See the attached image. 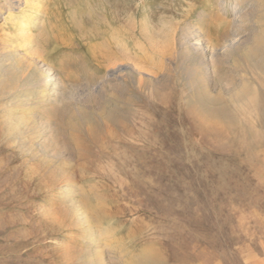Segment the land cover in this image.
Instances as JSON below:
<instances>
[{"label":"rangeland","instance_id":"rangeland-1","mask_svg":"<svg viewBox=\"0 0 264 264\" xmlns=\"http://www.w3.org/2000/svg\"><path fill=\"white\" fill-rule=\"evenodd\" d=\"M0 5V79L55 76L24 107L0 82V264H264V66L237 46L264 31V0ZM186 25L214 54L209 75L193 63L220 113L180 57Z\"/></svg>","mask_w":264,"mask_h":264},{"label":"bare ground","instance_id":"bare-ground-1","mask_svg":"<svg viewBox=\"0 0 264 264\" xmlns=\"http://www.w3.org/2000/svg\"><path fill=\"white\" fill-rule=\"evenodd\" d=\"M7 1L19 3V4L23 5V7H29V11H33V4H40L41 5L45 0H7ZM34 2H36V3H34ZM34 9H35V7H34ZM40 11H43V9ZM213 13H214V11H213ZM209 14H210V11L208 13V11H206V10H201V12L198 16L200 19V23L204 22V20L207 18V16ZM26 15L27 16L25 17V19H29V18H31L32 13H28ZM22 19H24V18H22ZM23 22L24 21L17 22L15 24V28L20 33V41L22 43V46L23 45L26 46L27 44H32L35 41L36 38L34 36V29H36V27H38V25H37V22H34V23L32 22L33 23L32 28L27 30L26 33H22L23 32L22 31ZM198 22H199V20H198ZM188 23L189 22H187V24ZM197 27L198 26H196V28H194L192 25H188V26L186 25L185 30L183 29L184 30L183 31V41L181 44V50H180L181 56L180 57L185 58L187 61H190L189 63H191L190 64L191 69L189 68V70H190V73L192 75V81H193V83L196 84L197 87H199L198 83H199V81H201V78L197 74V71H196L197 68H195L196 64L193 63L194 62L193 59L199 60L202 63V65L204 64L206 66L205 68L207 69V72H208L207 75H209L211 73L209 71V68L211 66L209 67V65H210L211 61L214 60V59H212L214 57L213 56L214 54L213 53L210 54L209 47H208V45H206L204 43L205 40H203V38H202L205 35L202 36L203 32H201L199 30V27L198 28ZM201 29H203V28H201ZM37 43L35 45H37ZM234 44H236V43H234ZM237 46H239V47L244 46L245 55L251 59L256 58L257 62L260 63V66H264V31L254 35L250 41H247V42L245 41L242 43L237 42ZM5 52H6L7 57L10 56L12 58V57L17 56L16 50H13V49L9 50L8 49V51H5ZM11 60H13V59H11ZM18 70H20V71H17V74L14 75L15 77H10L9 76L10 74H9V75H5V77L3 79H0V82H1V80L3 82V83H1V85L3 84L2 89L4 91H8V89H10L11 87H17V86L21 87L23 90L26 91V92L22 93L21 95H19V97L15 100V105L24 107L25 104L32 105L36 101L45 100L49 90H51L50 87L53 85L52 82H54L53 80H55L54 79L55 76L51 72L53 69L51 70V67H48L46 69L41 68L40 70H38L36 75L33 76V78L36 80V83L30 89H28V87H27L28 81H25L24 80L25 78L21 76V70H23V69L18 68ZM18 72H20V73H18ZM13 73H11V74H13ZM197 89H199V92H198V94H199L198 103L200 104L199 106H201L203 108V110H205L208 113H216V112L220 113L222 106L219 105V103L217 105H215V104L212 105V103H215L216 101L219 102V100H217L218 98L217 99L214 98L212 101L209 100V102L211 104L209 102H208L209 103L208 104L205 100V96L208 98L207 92L200 90V87ZM253 93H254V91H253ZM213 115H215V114H213ZM27 119L28 118L26 115L20 114L17 116V119L15 121H12V125H15L17 127V125H19L20 123L27 122L28 121ZM77 204H79V203H77ZM84 214H85V212H84ZM83 239L85 240V238H83ZM93 256H94V254L90 255L89 256L90 259H92L91 257H93ZM98 256H97V258H98ZM89 264H101V260L99 259L96 262L91 261ZM139 264H163V261L161 258H158L156 256H149V257L144 258L141 262H139Z\"/></svg>","mask_w":264,"mask_h":264}]
</instances>
